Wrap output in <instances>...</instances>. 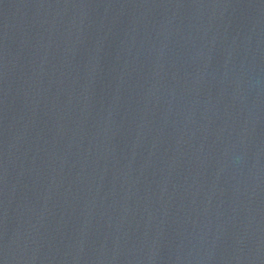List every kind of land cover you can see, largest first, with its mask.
Returning a JSON list of instances; mask_svg holds the SVG:
<instances>
[{
  "label": "water",
  "instance_id": "95a60500",
  "mask_svg": "<svg viewBox=\"0 0 264 264\" xmlns=\"http://www.w3.org/2000/svg\"><path fill=\"white\" fill-rule=\"evenodd\" d=\"M0 264H80L44 163L1 0Z\"/></svg>",
  "mask_w": 264,
  "mask_h": 264
}]
</instances>
